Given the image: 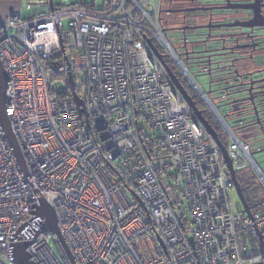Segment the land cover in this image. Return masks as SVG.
I'll list each match as a JSON object with an SVG mask.
<instances>
[{
	"label": "built area",
	"instance_id": "obj_1",
	"mask_svg": "<svg viewBox=\"0 0 264 264\" xmlns=\"http://www.w3.org/2000/svg\"><path fill=\"white\" fill-rule=\"evenodd\" d=\"M20 2L0 14L5 111L25 164L0 119V264H18L21 242L36 264H264V211L235 203L219 146L148 42L176 59L164 0ZM223 125L236 172L252 166L264 181L249 144ZM44 200L71 258L42 231Z\"/></svg>",
	"mask_w": 264,
	"mask_h": 264
},
{
	"label": "flooded vegetation",
	"instance_id": "obj_2",
	"mask_svg": "<svg viewBox=\"0 0 264 264\" xmlns=\"http://www.w3.org/2000/svg\"><path fill=\"white\" fill-rule=\"evenodd\" d=\"M162 20L182 71L160 52L197 107L264 156V0H164Z\"/></svg>",
	"mask_w": 264,
	"mask_h": 264
},
{
	"label": "water",
	"instance_id": "obj_3",
	"mask_svg": "<svg viewBox=\"0 0 264 264\" xmlns=\"http://www.w3.org/2000/svg\"><path fill=\"white\" fill-rule=\"evenodd\" d=\"M261 25H264V23ZM60 41L62 44V51L65 54V60L68 63L69 69H71L72 63H71L68 55H66V49L63 45L62 36H60ZM148 42H149L154 54L157 56V58L160 60L162 65L167 70L169 76L172 78V81L174 82L177 89L180 91V93L182 94L184 99L188 102V104L191 106V108L195 112V114H196L198 120L200 121V123L202 124V126L205 128L207 133L214 139V141L219 146L221 153H222V156L225 160V163L227 164V167H228V169L231 173V176L234 180L236 193H237L241 203L245 207L246 211L248 212V214H251V207L247 203L246 198L244 196L241 183L238 179L237 172L234 168L233 161L229 155L227 146L223 143L218 132L213 127V125H211L209 123V121L206 119V117L203 113V110H200L197 107L195 100L189 95V93H187V91L185 90V88L182 85L179 78L173 73L172 69L170 68V66L165 61L164 55L161 54L159 49L156 47V45L150 39L148 40ZM69 80H70L71 89L73 91V95L76 98L78 105L80 106L81 113L86 114L87 110H86L85 102L77 95V93L75 91V80H74V76H73L72 71L69 72ZM7 84H8V77H7V74H6L2 64L0 62V119H1V122L3 124L4 129H5L6 136L14 148V152H15L16 156L18 157L21 164L24 166L25 164H24V159H23V153H22V151L19 147V144L17 142V139H16V137L12 131L10 119L7 116L6 111H5V109H6L5 95H6V90H7ZM38 215H40L44 220L42 231L56 233L59 236L61 242L65 246V248H66V250H67V252L71 258L72 255H71V253L68 249V246H67V244H66V242H65V240L61 234V230H60L59 222H58V217H57V214H56L54 207L49 202L44 200L42 203V208H40L38 210ZM259 235H260L261 241L264 245V235L262 233H260ZM190 241L194 247L193 237H190ZM29 245H30L29 242H21V243H18L15 245L14 256H15V261L18 264H36L33 261H31L30 255L27 252V248Z\"/></svg>",
	"mask_w": 264,
	"mask_h": 264
},
{
	"label": "rangeland",
	"instance_id": "obj_4",
	"mask_svg": "<svg viewBox=\"0 0 264 264\" xmlns=\"http://www.w3.org/2000/svg\"><path fill=\"white\" fill-rule=\"evenodd\" d=\"M56 1L59 2L60 0H56ZM73 1H76V0H73ZM87 1H90V0H87ZM20 5L22 7V3L20 2V0L0 1V14L8 15L9 13H11V11L18 9ZM36 14H37V7H32L29 10L22 8V15L24 18H28L29 16H35ZM157 47L160 49L162 53H164L167 56L169 63L180 71L181 70L180 65L176 63L174 59L168 54V50L166 49V47L161 44H157ZM75 76H76L77 82L82 81L81 77H79L77 73H75ZM210 113L213 115V118L217 126L221 128V138L223 139V142L225 144H229L230 138H229V133L227 129L225 128L221 120L216 116V114L213 111L212 112L210 111ZM239 137L241 138L242 136H239ZM255 160L259 163L260 167L263 169L262 171L264 172V156L260 155L258 157L257 155V158ZM244 174H247V177L250 178V180L252 181L253 187L256 189L261 199L264 200V181L262 177L254 170L252 166H249L246 169V172ZM181 186L183 187L182 182H181ZM233 200L235 201L236 204H239L240 202V199L236 191L233 192ZM186 205H187V202H186ZM183 210L184 209H181V212H183Z\"/></svg>",
	"mask_w": 264,
	"mask_h": 264
},
{
	"label": "trees",
	"instance_id": "obj_5",
	"mask_svg": "<svg viewBox=\"0 0 264 264\" xmlns=\"http://www.w3.org/2000/svg\"><path fill=\"white\" fill-rule=\"evenodd\" d=\"M62 58H63V56L61 54L54 53L53 58L51 60H49V68L51 70V75H52L53 79H59L60 75H62L60 72H57V70L59 69V66H60V60ZM190 93H192V92H190ZM203 113H204L206 119L209 121V123L211 125H213V127L219 133H221V128L219 126H217V124L215 123L213 115L208 110H203ZM247 168L248 167H246L240 171H237V176H238V179L241 183L244 196L246 198L247 203L249 204V206L252 209H254L255 211H264V200L261 199V197L259 196L256 189L253 187L252 181L250 180V178L247 177V174H244L246 172ZM183 218H185L184 215H183ZM185 224L187 225L186 222H185Z\"/></svg>",
	"mask_w": 264,
	"mask_h": 264
}]
</instances>
